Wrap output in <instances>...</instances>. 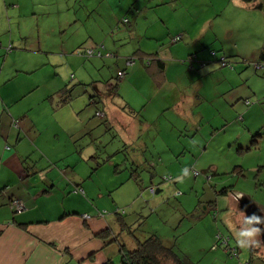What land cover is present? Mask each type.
I'll use <instances>...</instances> for the list:
<instances>
[{
    "label": "rangeland",
    "instance_id": "374dc122",
    "mask_svg": "<svg viewBox=\"0 0 264 264\" xmlns=\"http://www.w3.org/2000/svg\"><path fill=\"white\" fill-rule=\"evenodd\" d=\"M155 1L0 0V84L12 78L16 65L27 72L11 81L9 92L18 82L34 85L35 94L69 89L68 104H62L64 95L58 92L27 113L36 128L29 134L38 139L37 147L30 148L29 164L41 173L59 175L57 182L65 186L70 176L82 183L83 189L73 194L74 204L85 209L81 196L94 215L112 226L108 237H100L106 250L97 254L120 264L121 247L134 250L139 241L156 235L195 264H248L251 246L241 247L238 239L241 230L252 227L245 223L236 198L264 205V136L251 145L256 129L264 135V69L259 68L254 79L260 98L250 106L242 100V113L232 116L235 106L225 109L215 95L227 85L219 80L226 68L215 73L208 68L221 66L213 52L218 59L234 53V44L226 38L236 18L215 9L207 12L220 7L219 0H180L174 6H157ZM250 12L257 18L243 19L246 40L264 31V13ZM207 19L226 50L212 51L208 44L199 58H188L183 30L195 33ZM152 34L164 40L158 43ZM178 34L183 39L175 44ZM99 45L116 58L80 55ZM143 45L168 56L166 84L155 85L139 61L134 68L127 66L126 59ZM238 49L241 57L228 60L240 66L236 79L244 82L243 58L254 56L256 49ZM171 51L180 57H172ZM195 57L200 62L194 65ZM253 108L258 109L247 124L244 115ZM25 146L19 148L28 150ZM47 196L52 198L51 212L55 199L70 195L57 191ZM228 236L239 258L216 246L219 238L225 244ZM252 264H264V249Z\"/></svg>",
    "mask_w": 264,
    "mask_h": 264
},
{
    "label": "crops",
    "instance_id": "0c3cea01",
    "mask_svg": "<svg viewBox=\"0 0 264 264\" xmlns=\"http://www.w3.org/2000/svg\"><path fill=\"white\" fill-rule=\"evenodd\" d=\"M175 1L180 2V0H156L155 4L163 6L171 3V6H174ZM219 2L221 3L220 7L213 6L208 8L207 12L215 9L216 12L227 13L229 16L236 18L235 27L230 29L226 38L234 44L235 51L234 53H232L233 51H229L228 56L227 53H224L223 57L227 59L226 61L228 62V59L232 57H241L238 49L240 46L247 48L254 47L256 49L254 56L243 58L247 67V71L242 74L246 78L244 82L236 79L237 70L240 66H235L234 62L229 61L230 64L226 67L215 66L212 62L206 63V65L213 64V66L208 68L209 73H215L219 71L218 69L226 68L225 70H220L219 73L223 79L219 80L222 82V85H227L216 89L215 95L220 96V100L224 101L225 109L230 106L236 107H234L236 111L232 114L234 116L242 113V100H258L261 96V92L255 86L256 81L254 79L259 68H263V65L258 61L260 51L264 45V31L263 29L261 31L263 37L258 36V32L255 31L254 37L246 40V38L242 37V23H244L243 19L247 18L246 16L248 15L249 17L254 16L257 18V16L249 14L252 13L250 12L252 10L264 13V11L255 9V5L258 2L264 3V0H257L256 4L247 3L244 0H219ZM224 4L228 5L224 6ZM210 25V19H207L195 33L187 29L183 30V33H185L184 37H187L188 41V44L185 46L188 58L191 55H197L202 50V47L205 48L208 44H212V51L215 50L214 48H217L218 52L226 50L224 42H220L219 34L211 33L212 28ZM254 28L256 29V26ZM152 36L155 37L154 40L158 43L164 40V38L160 39L154 34ZM213 37L215 41H211ZM145 47L148 46H140L135 50L133 55L157 54L158 58L166 63L164 59L168 58L166 53L163 54L160 49L155 48L153 50ZM11 51L8 52L6 49L7 54L11 53ZM170 54L174 58L180 57L179 52L177 53L176 51H171ZM218 57L219 55L217 54L213 58L219 63ZM195 60L194 65L200 62L196 57ZM137 62L130 67L134 68ZM139 63L143 68L142 72L155 85L161 86L166 84L168 81L167 64L165 73L163 74L158 71L154 64L146 66L143 61H139ZM252 64H255L256 68H251ZM231 65L234 66L231 67ZM250 69H253L254 72ZM26 70L15 65L12 78L0 84V264H68V262L75 260L83 264H104L108 259L107 255L105 253L97 254L101 250H104V245L100 240L99 234L104 230L112 228V226L108 221H104V219L94 215L92 205L81 198V196L78 199L85 202V209L84 207L80 208L76 203L74 204L73 201L75 199H73V194L79 189H83L82 183L75 176H70L67 177L68 182L65 186L57 182V179L60 178L59 175L41 173L37 167L35 168L29 164L32 158L30 148L34 149L37 147L38 139L37 134L34 140L31 138L32 134H29V132H32L36 128L34 126L35 121L28 120L29 116L27 113L34 109L36 104L55 97L63 88L57 91H45L35 94L34 91L36 89L34 85H31L29 82H18L13 92L7 91V86L11 81H15L21 77L24 72H27ZM137 74V71L133 72L132 78L136 77ZM230 77H234V81ZM1 79L2 76L0 75V81ZM1 86L3 87L1 88ZM19 105L20 107H18ZM257 109H250L248 115H244L246 118H244V121L246 120L247 124ZM22 120L24 121L21 122ZM14 125L18 128L13 127ZM252 129L253 127L250 126L251 131ZM260 139L263 140V137H257V141L252 142L251 145L258 144ZM24 142H26L25 147L28 150L19 148ZM26 159L28 164L25 161ZM84 189L86 190L85 187ZM57 191L59 194L60 191L64 193L68 192L70 196H65L66 198L63 201H61V198L55 199L56 205L49 212L48 203H51L52 198L47 195H53ZM225 192L223 193L227 194L228 189ZM242 198H236L238 203ZM12 199L21 200L26 208L25 211L21 213L14 212L10 206ZM67 201L72 202L67 203ZM251 202L260 209L264 217V205L254 201ZM41 204H43L44 209H41ZM241 212L245 223H247L245 212L242 210ZM84 215H88L89 218L84 219ZM248 225L255 228L249 223ZM255 239L259 240L260 244L259 246H251V248L257 249L258 253L262 252L264 242L261 234L257 235Z\"/></svg>",
    "mask_w": 264,
    "mask_h": 264
},
{
    "label": "trees",
    "instance_id": "16d2710c",
    "mask_svg": "<svg viewBox=\"0 0 264 264\" xmlns=\"http://www.w3.org/2000/svg\"><path fill=\"white\" fill-rule=\"evenodd\" d=\"M244 1H246L247 3H255V4L257 2V0H244ZM255 9L264 11V3L258 2L255 5ZM101 46H104V48ZM99 47H100V51L102 52L101 57L98 56L97 53H95L94 55H91V56L88 55L87 51H86L87 49L83 50L80 53V55L88 57V58H116L115 54H112V53L107 51L105 45H99V46L92 47V48L98 49ZM88 49H90V48H88ZM213 54L216 55L215 52H213ZM107 55H110V56H107ZM138 60L143 61L146 66H151L152 64H154L160 73H163V74L165 73L166 63L164 61L160 60L158 58L157 54H149V55L135 54V55H133V57L126 59L128 67L134 65ZM220 61H221V59H219V63H220ZM258 62L260 64H262L263 68H264V45L260 51ZM129 63H131L132 65H130ZM228 63L230 64L229 61H228ZM123 73L125 74V69H123ZM118 78H119V80L121 79L120 76H118ZM113 89H114V91L117 92V86L113 87ZM60 92H61V95H64L62 98V104H68V102L71 101V99H72L71 95L69 94V89L66 87V88L62 89ZM91 100H92L91 104H96L95 100H93V99H91ZM245 103H246V105L250 106L251 103H253V102L251 99H246ZM260 136H264V135H263V132L258 128L254 132V135H252V142L253 143L256 142L257 137H260ZM25 161L27 163V159ZM226 190L227 189H224L223 192H225ZM14 200H19V199H12L11 200L10 206H11L12 210L15 212L16 209H14L12 206V202ZM16 213H17V211H16ZM110 232H112V228L102 231L99 234V237H102V238L108 237ZM222 236L224 237V235H222ZM230 239H231V237L228 236L225 239V244H222L221 239L219 238V241H217L216 246L219 247L221 244L224 247L225 252L231 258H234V257L239 258L238 249L231 247L230 242H229ZM234 251H235V253H234ZM121 253H122V259H121L120 264H195L185 255L178 253L173 246H166L164 244V242L156 235L149 236L143 242L139 241L137 248H135L134 250H126L124 246L121 247ZM257 254H258L257 249H255L253 247L250 248V259H249L248 264H252V262L255 260V258L257 256ZM104 264H116V263H114V261L109 258V259H107V261Z\"/></svg>",
    "mask_w": 264,
    "mask_h": 264
},
{
    "label": "clouds",
    "instance_id": "9594fccd",
    "mask_svg": "<svg viewBox=\"0 0 264 264\" xmlns=\"http://www.w3.org/2000/svg\"><path fill=\"white\" fill-rule=\"evenodd\" d=\"M184 174L187 175V169L184 170ZM246 222L251 224L255 222L256 224L264 223V218H261L257 216L256 214H252L250 217L246 218ZM261 234V229L256 227V228H250L247 230H241L239 232V237L241 239H238V243L241 247L245 246H259L260 241L255 239L257 235Z\"/></svg>",
    "mask_w": 264,
    "mask_h": 264
},
{
    "label": "built area",
    "instance_id": "2783aa9c",
    "mask_svg": "<svg viewBox=\"0 0 264 264\" xmlns=\"http://www.w3.org/2000/svg\"><path fill=\"white\" fill-rule=\"evenodd\" d=\"M182 38H183V36L182 35H179V36H177L175 39H174V42L175 43H177V42H179L180 40H182ZM0 47H1V44H0ZM101 47H103L104 48V46H101ZM7 51L9 52V51H11V48H7ZM87 51V54L88 55H94L95 53H97V55L98 56H102V52L100 51V47L97 49V48H95V49H93V48H90V49H87L86 50ZM107 56H110V55H107ZM221 66L222 67H226L229 63L226 61V59L225 58H222L221 59ZM130 65H132L131 63H129ZM119 76L120 77H124L125 76V74L123 73V72H120L119 73ZM99 114V113H98ZM153 192H154V190H152ZM12 206H13V208L14 209H16V211L18 212V213H21V212H23V211H25V206H24V204L20 201V200H14L13 202H12ZM83 218L84 219H88L89 218V216L88 215H84L83 216ZM235 250V249H234ZM234 253H235V251H234Z\"/></svg>",
    "mask_w": 264,
    "mask_h": 264
},
{
    "label": "water",
    "instance_id": "95a60500",
    "mask_svg": "<svg viewBox=\"0 0 264 264\" xmlns=\"http://www.w3.org/2000/svg\"><path fill=\"white\" fill-rule=\"evenodd\" d=\"M240 209L245 212L247 217H250L252 214L264 218L260 209L252 203L248 198H242L239 200ZM253 227H258L261 229V237L264 242V223L256 224L255 222L251 223Z\"/></svg>",
    "mask_w": 264,
    "mask_h": 264
}]
</instances>
